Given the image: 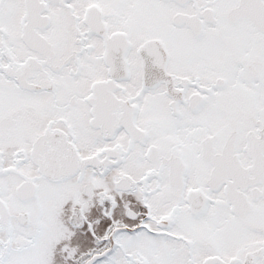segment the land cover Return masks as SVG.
I'll use <instances>...</instances> for the list:
<instances>
[{
    "label": "snow or ice",
    "instance_id": "1",
    "mask_svg": "<svg viewBox=\"0 0 264 264\" xmlns=\"http://www.w3.org/2000/svg\"><path fill=\"white\" fill-rule=\"evenodd\" d=\"M0 264H264V0H0Z\"/></svg>",
    "mask_w": 264,
    "mask_h": 264
}]
</instances>
